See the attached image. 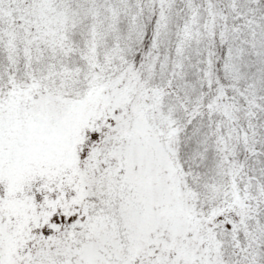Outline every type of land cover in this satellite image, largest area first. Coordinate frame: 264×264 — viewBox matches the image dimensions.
Segmentation results:
<instances>
[{
	"label": "snow or ice",
	"instance_id": "obj_1",
	"mask_svg": "<svg viewBox=\"0 0 264 264\" xmlns=\"http://www.w3.org/2000/svg\"><path fill=\"white\" fill-rule=\"evenodd\" d=\"M0 264H264V0H0Z\"/></svg>",
	"mask_w": 264,
	"mask_h": 264
}]
</instances>
